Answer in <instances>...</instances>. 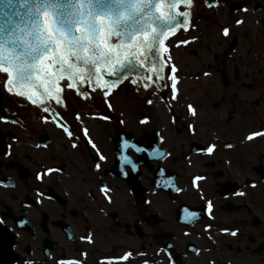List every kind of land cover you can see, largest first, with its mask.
I'll list each match as a JSON object with an SVG mask.
<instances>
[{"label": "flooded vegetation", "instance_id": "af4514ba", "mask_svg": "<svg viewBox=\"0 0 264 264\" xmlns=\"http://www.w3.org/2000/svg\"><path fill=\"white\" fill-rule=\"evenodd\" d=\"M189 9V27L174 35L194 39L165 42L163 80L145 85V67L90 99L62 81L56 121L4 91L0 74V264H264V135L245 139L264 132V0ZM177 51L197 58L195 116ZM172 75L175 93L161 86Z\"/></svg>", "mask_w": 264, "mask_h": 264}, {"label": "snow or ice", "instance_id": "6c2138e0", "mask_svg": "<svg viewBox=\"0 0 264 264\" xmlns=\"http://www.w3.org/2000/svg\"><path fill=\"white\" fill-rule=\"evenodd\" d=\"M192 2L0 0V74L7 75L8 92L26 97L34 105L45 106L44 111L51 112L56 121L59 113L51 105L52 101L62 103V81L67 88L76 89L85 99H90L96 89L107 97L120 81L143 72L145 67L151 73L144 77L145 85L153 80V76L156 78L154 83L163 80L162 66L172 59L170 55L161 58L162 53L169 51L164 40L173 35V29H187L190 12L179 9L181 5L190 8ZM236 23L242 21L238 19ZM228 31L225 27L223 34L228 35ZM170 67L172 73H176L175 65ZM105 76L109 78L105 79ZM177 79L172 75L170 85L161 86H170L175 93ZM131 83L138 85L139 81L131 79ZM81 85H88L92 93L81 89ZM107 107L110 109L112 105L107 103ZM189 110L193 116L197 114L191 106ZM76 119L80 120L78 112ZM102 119L109 117L104 115ZM60 127L68 137H74L62 121ZM188 127L193 131L191 125ZM82 131L86 142L95 149L96 145L87 139V130ZM262 135L264 132L250 133L245 139L251 141ZM72 147H76V143ZM213 147L206 146V153L211 154ZM95 167L98 169L100 165ZM52 171L59 169H45V175ZM37 178L40 179L39 174ZM101 191L107 196L106 186ZM208 207H212L211 202ZM231 234L236 235V232ZM130 255L125 254L123 258Z\"/></svg>", "mask_w": 264, "mask_h": 264}, {"label": "rangeland", "instance_id": "374dc122", "mask_svg": "<svg viewBox=\"0 0 264 264\" xmlns=\"http://www.w3.org/2000/svg\"><path fill=\"white\" fill-rule=\"evenodd\" d=\"M194 39V34L192 31H188L186 34L183 33H178L176 35H171L168 39L167 42H172V43H186L189 40H193ZM187 46H190L191 48L196 49L197 48V43H190L187 44ZM178 52V56L175 57V62L178 63L183 61V56H184V52ZM186 56V55H185ZM197 60V58H196ZM195 58H193L192 55H190V57H188L187 60H184L182 63H179L177 69H178V73L180 75H184L187 78H184L185 82L183 85V93H181L180 95L186 94V96L184 95V105L185 106H193L195 103V95H194V91H195V83H194V77L190 78V76H196L197 74V62H196ZM189 91V92H188ZM190 93L192 94L190 96ZM189 96V97H188ZM191 103V104H189Z\"/></svg>", "mask_w": 264, "mask_h": 264}, {"label": "water", "instance_id": "95a60500", "mask_svg": "<svg viewBox=\"0 0 264 264\" xmlns=\"http://www.w3.org/2000/svg\"><path fill=\"white\" fill-rule=\"evenodd\" d=\"M182 6H184V5H181L180 7H182ZM186 7V6H185ZM180 10V9H179ZM186 10L187 11H189L190 12V10L186 7ZM180 11H182V10H180ZM189 21H190V16H189V18H188V24H189ZM179 29V28H178ZM178 29H173V32L174 31H176V30H178ZM166 40V39H165ZM165 40H164V43H165ZM161 58H163V53H162V56H161ZM164 66V65H163ZM163 66H162V69H163ZM162 69H161V72H162ZM144 71H145V69H144ZM144 71L143 72H137V73H134L133 75H135V76H139V75H144ZM132 75V76H133ZM109 77H107V76H105V79H108ZM124 80V79H123ZM122 80V81H123ZM122 81H120L119 83H121ZM118 83V84H119ZM82 86V85H81ZM81 86H79V87H81ZM87 88V86L85 87V88H83V90H85ZM39 104V103H38Z\"/></svg>", "mask_w": 264, "mask_h": 264}]
</instances>
